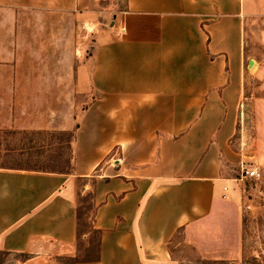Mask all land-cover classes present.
<instances>
[{
	"label": "crops",
	"instance_id": "crops-1",
	"mask_svg": "<svg viewBox=\"0 0 264 264\" xmlns=\"http://www.w3.org/2000/svg\"><path fill=\"white\" fill-rule=\"evenodd\" d=\"M247 1L0 0V132L76 128L71 175L0 167V253L74 257L93 190L100 260L84 264H180L179 232L237 254Z\"/></svg>",
	"mask_w": 264,
	"mask_h": 264
},
{
	"label": "rangeland",
	"instance_id": "rangeland-1",
	"mask_svg": "<svg viewBox=\"0 0 264 264\" xmlns=\"http://www.w3.org/2000/svg\"><path fill=\"white\" fill-rule=\"evenodd\" d=\"M122 1L119 0V5L112 6L110 11L114 13L122 9ZM247 4L249 7L243 24L244 64L248 66L249 61H253V64L246 81L232 147L244 156L240 157L239 168L240 165L256 168L260 177L245 179L237 183L235 189L239 196L240 212L237 254L232 258L202 257L188 243L186 236L179 232L172 240L170 249L180 264H264V0H250ZM73 29L78 32L83 59L82 56L87 57L92 53V39L82 36L89 31L83 29L81 21ZM84 107L81 105L79 111ZM9 132H0V166L24 167L29 164L28 137L17 134L16 131ZM34 160L35 158L31 159ZM85 183L89 185V182ZM89 192L90 190H83L82 195ZM62 258L64 257L2 252L0 264H65Z\"/></svg>",
	"mask_w": 264,
	"mask_h": 264
},
{
	"label": "trees",
	"instance_id": "trees-1",
	"mask_svg": "<svg viewBox=\"0 0 264 264\" xmlns=\"http://www.w3.org/2000/svg\"><path fill=\"white\" fill-rule=\"evenodd\" d=\"M75 130L76 128L69 132H15L28 137V163L32 165L10 169L71 175L74 169L72 142ZM33 158L35 160L31 161ZM95 212L93 190L86 195L78 191L75 207V256L62 258L65 264L99 262L101 231L94 225Z\"/></svg>",
	"mask_w": 264,
	"mask_h": 264
},
{
	"label": "built area",
	"instance_id": "built-area-1",
	"mask_svg": "<svg viewBox=\"0 0 264 264\" xmlns=\"http://www.w3.org/2000/svg\"><path fill=\"white\" fill-rule=\"evenodd\" d=\"M239 175L240 181H243L245 179H259L260 177V174L256 168L246 167L243 165H240ZM223 190L227 191V188L225 187Z\"/></svg>",
	"mask_w": 264,
	"mask_h": 264
},
{
	"label": "water",
	"instance_id": "water-1",
	"mask_svg": "<svg viewBox=\"0 0 264 264\" xmlns=\"http://www.w3.org/2000/svg\"><path fill=\"white\" fill-rule=\"evenodd\" d=\"M251 63H253V61H249V64H248L249 67H250Z\"/></svg>",
	"mask_w": 264,
	"mask_h": 264
},
{
	"label": "bare ground",
	"instance_id": "bare-ground-1",
	"mask_svg": "<svg viewBox=\"0 0 264 264\" xmlns=\"http://www.w3.org/2000/svg\"><path fill=\"white\" fill-rule=\"evenodd\" d=\"M252 64H253V63H251V65H252ZM251 65H250V66H251Z\"/></svg>",
	"mask_w": 264,
	"mask_h": 264
}]
</instances>
